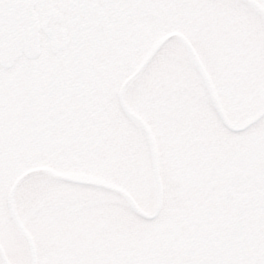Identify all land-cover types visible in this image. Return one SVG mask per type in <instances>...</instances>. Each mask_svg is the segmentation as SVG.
I'll use <instances>...</instances> for the list:
<instances>
[{
  "label": "flooded vegetation",
  "instance_id": "flooded-vegetation-1",
  "mask_svg": "<svg viewBox=\"0 0 264 264\" xmlns=\"http://www.w3.org/2000/svg\"><path fill=\"white\" fill-rule=\"evenodd\" d=\"M27 1L0 264H264V28L220 0Z\"/></svg>",
  "mask_w": 264,
  "mask_h": 264
},
{
  "label": "water",
  "instance_id": "water-1",
  "mask_svg": "<svg viewBox=\"0 0 264 264\" xmlns=\"http://www.w3.org/2000/svg\"><path fill=\"white\" fill-rule=\"evenodd\" d=\"M33 18L23 0H0V63L1 58L16 57L21 51L36 46Z\"/></svg>",
  "mask_w": 264,
  "mask_h": 264
},
{
  "label": "rangeland",
  "instance_id": "rangeland-1",
  "mask_svg": "<svg viewBox=\"0 0 264 264\" xmlns=\"http://www.w3.org/2000/svg\"><path fill=\"white\" fill-rule=\"evenodd\" d=\"M255 1L259 2L260 4H262V6H264V0H255ZM221 2L223 3L222 6L226 7L225 11L227 10L226 12L229 15H231V13H235L234 15L239 16L240 19L242 18L249 26L255 25L256 31H259L261 28H264V17L260 16L257 12L252 11L247 5L243 4L241 1L237 0V2H235V0H220V3L217 4L216 7L220 5ZM261 42L264 45V41H261ZM229 47L230 46H226V45H222L219 47L220 54L222 55V58H223V70H226V69L229 70L231 68L230 56L232 53L230 52H232L233 48L232 47L229 48ZM258 47H260L259 41H258ZM226 56H228V58ZM256 59L257 60L261 59L260 54L256 56ZM262 237H264V234H262ZM255 264H257V262H255Z\"/></svg>",
  "mask_w": 264,
  "mask_h": 264
}]
</instances>
